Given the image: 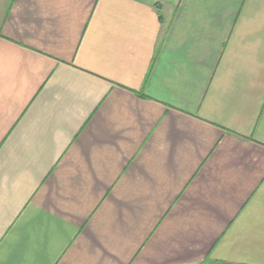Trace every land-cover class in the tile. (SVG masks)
Listing matches in <instances>:
<instances>
[{"label":"crops","instance_id":"obj_1","mask_svg":"<svg viewBox=\"0 0 264 264\" xmlns=\"http://www.w3.org/2000/svg\"><path fill=\"white\" fill-rule=\"evenodd\" d=\"M264 264V0H0V264Z\"/></svg>","mask_w":264,"mask_h":264},{"label":"trees","instance_id":"obj_2","mask_svg":"<svg viewBox=\"0 0 264 264\" xmlns=\"http://www.w3.org/2000/svg\"><path fill=\"white\" fill-rule=\"evenodd\" d=\"M199 264H224V263H220V262H216V261L206 259V260L200 262Z\"/></svg>","mask_w":264,"mask_h":264}]
</instances>
